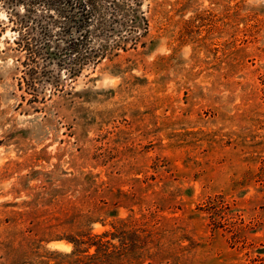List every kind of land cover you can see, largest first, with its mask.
<instances>
[{
  "label": "rangeland",
  "instance_id": "rangeland-1",
  "mask_svg": "<svg viewBox=\"0 0 264 264\" xmlns=\"http://www.w3.org/2000/svg\"><path fill=\"white\" fill-rule=\"evenodd\" d=\"M0 264H264V0H0Z\"/></svg>",
  "mask_w": 264,
  "mask_h": 264
},
{
  "label": "trees",
  "instance_id": "trees-1",
  "mask_svg": "<svg viewBox=\"0 0 264 264\" xmlns=\"http://www.w3.org/2000/svg\"><path fill=\"white\" fill-rule=\"evenodd\" d=\"M75 8L78 9V17L74 20V24L77 26V28L81 29L83 28V30H85V27L87 26L88 23V18L89 15L91 13L95 12V8L94 6H87V4L80 3L79 1L74 3ZM74 6H71V8H74ZM94 7V8H93ZM79 31V30H78ZM84 34H78L77 36H71L69 39V43H68V50L71 51H75L77 54L76 55H80L79 54V50H83L85 55L84 57H82L80 55V57H82V59L87 60L89 57H97L98 55H103V53L105 52L104 49L106 50V48L104 49H94L91 46H87L86 42V37L89 33L88 29H86V31H84ZM82 52V51H81ZM79 57V56H78ZM75 61V60H74ZM74 63V62H73Z\"/></svg>",
  "mask_w": 264,
  "mask_h": 264
}]
</instances>
